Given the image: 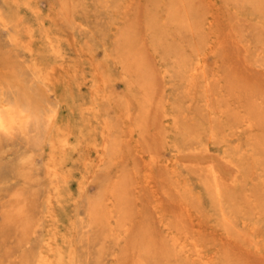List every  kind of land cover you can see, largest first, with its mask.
Listing matches in <instances>:
<instances>
[{"label":"rangeland","instance_id":"374dc122","mask_svg":"<svg viewBox=\"0 0 264 264\" xmlns=\"http://www.w3.org/2000/svg\"><path fill=\"white\" fill-rule=\"evenodd\" d=\"M0 113V264H264V0H0Z\"/></svg>","mask_w":264,"mask_h":264},{"label":"bare ground","instance_id":"6f19581e","mask_svg":"<svg viewBox=\"0 0 264 264\" xmlns=\"http://www.w3.org/2000/svg\"><path fill=\"white\" fill-rule=\"evenodd\" d=\"M196 66H198V63ZM196 66H195V68H196ZM195 70H197V68ZM13 124H14V122H13L12 117L10 115L5 116V115H1V113H0V131L1 132H8V130L13 127ZM51 174L54 177L56 176V172H52ZM214 191L216 193L217 199H219L221 192H220L218 186L214 187ZM40 261H42V260H40Z\"/></svg>","mask_w":264,"mask_h":264}]
</instances>
